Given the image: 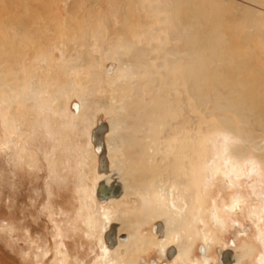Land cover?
<instances>
[{"label": "rangeland", "instance_id": "374dc122", "mask_svg": "<svg viewBox=\"0 0 264 264\" xmlns=\"http://www.w3.org/2000/svg\"><path fill=\"white\" fill-rule=\"evenodd\" d=\"M216 1L220 12L213 19H206L204 29L196 33V58L190 63L198 61L200 79L202 75L206 80L204 99L209 93L207 83L212 77L205 46L199 41L202 30L216 28L221 35L219 46L224 57L212 63L217 66L223 85L225 78L239 86L251 85V79L264 80V0ZM186 2L179 0L182 25L178 27L174 23L171 0H8V6L0 0V264H152L153 259L165 264L166 258L158 250L154 234L157 221L163 222L167 234L165 244L168 248L174 246L183 259V262L178 259L175 264H203L205 257L211 259V264H219L218 255L229 249L236 256L232 264L258 263V257L264 253L261 240L264 197L260 198L252 185L259 181L257 188L264 193V161L254 158L264 154V128L254 126L258 122L255 114L247 116L253 126L245 125L244 133L255 136L243 139L240 136L241 121L235 113L214 111L211 103H206L204 108L196 105L182 82L177 81L179 89L174 88V82L167 86L175 93L176 101L163 112L164 117L168 113L172 116L169 112L172 110L184 122L188 118L186 106L190 105L193 119L191 122L189 118L184 131L201 136L196 147L202 159L193 175L199 182L194 188L200 189L203 207L197 203L194 207H186L183 196L179 199L185 206L183 213L168 209L164 204L167 195L154 184V177L144 182L142 178L135 182L124 180L126 189L120 199L102 204L95 196L97 183L104 176L98 171L99 156L92 141L93 129L99 121L109 124L105 142L110 169L118 171L122 177L117 160L121 158L123 165L133 164L134 173L138 170L136 175L144 173L143 178H147L150 169L145 170L146 166L140 162L145 151L151 153L147 141L150 134L144 127L155 126L158 121L156 114H149L137 123L143 131L133 128L123 92L119 89L113 93L108 89L102 91L109 80L116 76L126 77L127 70L119 59L103 56L108 48L101 43V38L111 41L113 48H124L121 51L123 59H130L128 55L135 54L133 61L137 70L158 71L159 87L164 85L165 71L172 66L174 73L178 72L177 80H181L179 69L184 64L190 65L185 47ZM251 15L257 19V28L249 25L248 20L236 21L241 16L248 19ZM24 18L31 21V37L13 33L17 27L15 23ZM9 19L14 24L6 26ZM123 23L125 29H122ZM112 29L115 31L111 32ZM96 30L100 31L101 38L97 39ZM168 55L176 57L177 61L161 60ZM75 57L83 58L78 61L83 64L76 71H82V75L92 71L96 81L85 76L78 78L71 71L69 77L74 81L67 83L71 69H67L66 62ZM142 63L149 66H138ZM223 64L227 65V71ZM110 65L111 73L107 70ZM162 71L164 76L160 74ZM133 72L131 68V74ZM143 74L136 84L128 78L132 85L125 87L128 97L133 89L139 88L137 97L141 107L136 110L139 114L147 102L145 96L151 98L147 105L153 99L144 89L156 85L150 77L151 72ZM28 80L32 83V92L26 85ZM69 83L76 92L80 91V85L85 90L91 87L85 100L93 105L91 101L102 98L108 101L109 108L93 107L87 113V107L76 110L75 104L82 103V98L73 94L72 89L67 91ZM261 91L264 93V84L248 93L256 98L261 96V99ZM228 115L237 135L218 121L221 116ZM260 117L264 120L263 114ZM163 129L164 126L157 129L156 139L158 143L168 145L170 137H165ZM224 141L229 146L230 161L244 169L243 176L235 182H231L223 171H227L225 158L220 154ZM182 146L181 143L175 146L174 155L167 156L165 164L172 159L178 160L176 152ZM140 149L143 151H138ZM215 162L220 163V169L214 171ZM181 164V160L175 162L177 171ZM250 165L257 167V178L249 170ZM133 183L138 191L132 190ZM148 188L151 191L146 198L142 189ZM167 188L175 192L176 198L178 190ZM237 200H243L238 210L233 208ZM213 207L226 218L225 225L214 223L211 218ZM255 212L259 220H255ZM181 214L183 225L175 229V221ZM112 222H117L121 235L127 234L130 239L128 243L121 241L113 251L104 252V233Z\"/></svg>", "mask_w": 264, "mask_h": 264}, {"label": "bare ground", "instance_id": "6f19581e", "mask_svg": "<svg viewBox=\"0 0 264 264\" xmlns=\"http://www.w3.org/2000/svg\"><path fill=\"white\" fill-rule=\"evenodd\" d=\"M94 1H96V0H94ZM216 2H215V0H187V2H186V6H188V11H187L186 16H184V19H185L186 23H188L187 30L185 32V34H186L185 47L187 50L186 51V59L188 61V64L193 62V60L196 58L195 48H194L195 47V40H196V33L199 32L202 28L204 29V27H205L204 22L206 19H209V18L213 19L212 17H216L220 12V10L217 6V4L219 5V3L218 2L216 3ZM3 3L8 6V0L7 1L3 0ZM179 8H180L179 0H171V10L174 14L173 15V19L175 21L174 23L176 26L181 27L182 22L179 20L180 19ZM94 16H96V15H94ZM253 16L252 15H251V17L248 16L249 17L248 19L247 18L243 19L241 16V17H239V19H236V21H241V20L247 21L248 20L249 25L255 26V28H257L258 22H257V19ZM256 16H258V15L256 14ZM227 18L230 19L229 17H227ZM230 20L233 21V18ZM234 20H235V18H234ZM13 24H14L13 21L10 19L8 21H6V26H9V25L11 26ZM15 24L17 27L13 32L14 35L25 34V36L31 37V29L30 28L32 25H31V21H29L28 18H24L22 21H20V23H15ZM99 26H100V24H99ZM121 26H122V29H125L124 23ZM94 30H93V32H94ZM100 31H101V29H100ZM100 31L96 30L97 39L99 37L101 38V35L99 34ZM110 31L113 32L115 30L112 29ZM10 33H11V31H10ZM93 35H95V34H93ZM75 38H76V36H75ZM97 39H96V41H97ZM243 40H245V39H243ZM199 41H201L205 46L204 49L206 51L207 60H208V62H210L209 63L210 77H212L210 82L207 83V88L209 90V93L206 95V99L203 98V94H204L203 93V89H204L203 84H204V82H206V80L203 78L202 75H201V79H200L199 71H198L199 65H197L198 61L196 62V64H190V65L184 64V67L179 69V73L182 75L181 80L180 79L177 80L178 72L174 73V71H173L174 67L173 66L171 68H168L165 71V76H164V72L162 71L160 74H162L164 76V80H163L164 85L159 87V84H160L159 83V77L160 76L157 73L158 71H156V70L151 71L150 68L145 69L146 71L145 70H142V71L137 70L138 67H136L137 65L133 61L134 57H136L135 54H132V53L129 54L128 56L130 57V59L124 58L126 60L125 61L122 58L123 52H121L124 48H120V49L113 48L112 46H110L111 41H109L107 38H105V39L101 38V43H103L108 48L107 51L104 52L103 56L104 57H109V56L111 57L112 56V57L116 58L117 60L119 59L121 65L124 66V68H126V70H127V72H126L127 76L126 77L121 76V79H120L118 76H116L115 78H113V80H109L108 84L105 85L104 88H102L103 90L102 89L101 90L105 91V89H108L110 92L113 93L114 91L119 89L123 92L122 95L123 94L125 95V102H124L125 104L124 103L123 104L125 105V107H127V106L129 107V108L127 107L128 108L127 115L129 114L131 116V118L133 119L132 124L134 125V127H133V125L130 124L133 128L140 129L143 131V129L140 128L141 125H138L137 123L140 122V120H142L143 118L146 119L145 116H147L149 114H152V115L156 114L158 116V119H157L158 121H157L155 126L153 125L152 127H146V128L144 127V129L148 131V134H150V136L149 135L147 136V138H148L147 141H148V147H149V150L151 151V153L149 154L148 152L145 151V157L142 159V162H140V165L143 163L142 165L146 166L145 170L150 169V171L148 172L149 174H147V178L142 177V175L144 173H142L141 175H136L135 173L138 170L134 173L133 164L131 166H127V164H126V166H125L122 164V161L124 159L122 161L120 160L121 158L117 159L118 164H119V169L121 171L120 173H121L122 177L120 176L118 171L111 170L110 165H109L110 172L109 173H101V175H104V176L102 179L101 178L100 179L104 180L105 183L110 184V182L112 181V175L115 174L117 179L122 184L123 191L120 194V196H118V197H111V198L106 199V200H99L96 196V189H97V187H96L95 188V196L100 203L103 204V203L109 202L111 200L120 199L124 195L125 189H126V186L124 184L125 183L124 180L135 182V180L142 178L143 182H144V181H147L149 178L154 177L153 178L154 184L159 186L160 191L167 195L166 199L164 200V204H165V207H169L168 209L179 211V212L183 213L182 207H185V206H184V204H180V202H179L180 197L182 199L183 196H184L185 204L187 205L186 207H194L193 205H195V203H197L199 206L203 207L204 201H201V197L199 194L200 189H199V187H198V189L194 188V185L196 183H199V182L197 181V179L194 178L195 174L193 175V170L197 169V166L202 159V158L201 159L199 158L198 150L196 147V143L201 139V136L197 135V134L195 135V134H193V132L190 133V131H188V130H187L188 132L184 131L185 130L184 126H185L186 122H189V118H190L191 122L193 119V116L191 114L190 105L188 104L186 106L185 113L188 114V118H186L184 120V122H182L181 118H178V114H175L176 112H173L172 110L169 111V112L173 113L172 116H169L170 113H168V116L164 117L163 109L165 107L171 106L176 101L175 93L170 88L167 89V86L168 85L171 86L170 84L173 85V82L175 83L173 85L174 88L177 87V89H179V86L177 85V81L184 83L186 90H188V94L190 95V98H192L194 101H196V105H201L204 108V105L206 103H211L213 105L212 109L214 111L222 110V111H229V112L235 113L237 115L239 121H241L240 136L243 139H245V138L251 139L252 137L255 136L253 133H246V134L244 133V126L245 125L253 126V124H251L248 121L247 116H250L251 114H255L258 122L254 126L264 128V120L260 117V114L264 115V93L261 91V94L263 93V97L261 99H259L261 96L256 98V97H253L252 95H250L248 93V92H253L254 87L259 88V87L263 86L264 80L260 81L257 79L256 80L251 79V83H252L251 85L242 84L239 86V85H236L230 79L225 78L224 82L226 81V84L223 85L221 82V79L217 73V70H218L217 66L212 63L213 61L216 62L218 60H221L222 57H224L221 50H220L221 47L219 46L222 42L221 35L216 31V28H211L208 30H202L201 35L199 37ZM245 41H247V40H245ZM131 46H133V43ZM85 49H86V47H85ZM18 50H20V49H18ZM130 50L133 52L134 49L132 48ZM168 51H170V50H168ZM168 57H169V55H168ZM168 57L167 58H166V56H164L163 58L161 57V60L164 62H170V63L177 61L176 57H172V56H170L169 58ZM251 57H249V58H251ZM80 58L82 61L83 58L82 57H80ZM80 58L79 59H77V57L71 58V60H68L66 62L67 69L68 68L71 69L70 73H68L67 83L68 82L72 83V81H74V79H70V77H69L71 74V71H72V73L74 71V73L76 74L75 76L78 78L85 76L86 78L94 79L95 81L97 80L95 73L93 72L94 73L93 74L92 71L88 72L87 73L88 75L87 74L84 75L85 74L84 72H83L84 74L82 75V71L81 72L76 71V69H79V66H82V64H83L82 62H81V65L78 63ZM184 59H185V57H184ZM63 60L66 61L65 56H64ZM249 61H250V59H249ZM139 65H146V67L149 66V64H143V63L138 64V66ZM141 67H143V66H141ZM223 67H224V70L227 71V65L223 64ZM131 68L134 69V72L132 74H131ZM107 70L111 73L113 68L111 66H108ZM261 70H259V73H263V71H261ZM148 72H151L150 77L156 85L150 86V87H147L144 89L145 94L149 95L153 99H152V101L150 100L151 101L150 104L147 105V103L149 102L148 99H151V98H149L148 96H145V99H147V102L146 101L144 102V104L142 105V108H141L142 111L139 114L136 111L138 108L141 107L138 104V97H137L139 95V92H140L138 90L139 88L136 90L133 89L131 92V95L128 97L127 93H125V91H126L125 87L127 85H132L131 83L129 84L130 80H128V78H132L131 81L133 82V84L134 83L136 84L137 80L141 81L140 75L145 73V74H143V76H145L146 74H148ZM138 76H139V78H138ZM99 77H101V76L99 75ZM103 77H105V76L103 75ZM134 77L136 79H133ZM255 82H256V85H255ZM70 83H69V88L66 87L67 91L69 92L72 89L71 92H73V94H75L77 96H81V98H82V103H79L80 106H79V104H75L76 110H78L80 107L85 110V107H87V109L85 110L87 113V111L92 110L93 107L99 108V106H102V107L108 106V101L105 99H102V98L91 101L93 103V105L91 103H89L90 101L85 100L84 96H85L88 89H89V91H92L91 87H89L85 90V88H83V87L81 88V85H80V91L76 92L73 90ZM80 84H81V82H80ZM26 85L29 86V90L32 92L33 91L31 89L32 83L28 80ZM84 86H85V84H84ZM223 86L225 88H223ZM257 96H258V94H257ZM117 106L121 108V106H119V105H117ZM207 106L208 105H206L205 108H207ZM111 107L113 108V105ZM118 107H116V108H118ZM107 108H109V107H107ZM85 111H84V114H85ZM123 114H125V113L123 112ZM156 115H155V117H156ZM218 121L221 125L225 126V128L227 130H229V131L233 132L235 135H237V129H236L235 125L232 123L233 121L229 117V115L223 116V117L221 116L218 119ZM180 123H184V124L182 125ZM126 124L127 123H125V125ZM128 125H127V127H129ZM163 126L165 128V129H163V133H164L165 137L166 136L170 137L171 142L168 145H166V144L163 145V142L158 143V141L156 139L157 138L156 133L159 132V130H157V129L162 128ZM112 127L114 128V123L112 124ZM108 129H109V124H108ZM108 129H107V131H108ZM107 131H106V133H107ZM153 132H155V134L151 135ZM106 133L104 134V142H105ZM118 136L119 135H117V137ZM129 136H131V135H129ZM138 138H140V137H138ZM135 139H136V137H135ZM129 140H130V138H129ZM133 140H134V138H133ZM139 141H140V139H139ZM162 141H164V140H162ZM178 143H181L182 145H184V146L180 147L179 149H177L176 154L178 156V160L172 159L171 160L172 162L165 164V162H166L165 160H166L167 156L170 157V155H172V154L174 155L175 146L178 145ZM257 146H258L257 148L260 147L259 145H257ZM93 147L95 148L94 144H93ZM105 147H106V155H108L106 142H105ZM120 150H121V148H120ZM95 151H96V149H95ZM118 151H119V149H118ZM138 151L142 152L143 150L140 149ZM123 154L125 156V153H123ZM220 154L223 158H225L224 165H225V168H227V171H225V170H223V171H224V174L227 176V178L229 177L231 182H235L237 179L242 177L243 176L242 173L244 172V169L240 165L236 166L235 163H232L230 161L231 157L229 154V146H228L226 141L222 142V144H221ZM107 158H108V156H107ZM254 158H262V160L264 161V154L262 153V154H258L257 156L255 155ZM179 160L182 161V164H181L182 167H180V169L178 170L180 173L176 170V168L174 166L175 162L179 161ZM213 166H214V171L217 169H220L219 168L220 167L219 162H215L213 164ZM98 168H99V166H98ZM138 169H140V166L138 167ZM249 170L251 172H253L255 174V176L256 175L259 176V174L257 172V167L255 165H250ZM146 173H147V171H146ZM250 175H252V174H250ZM257 176H256V178H257ZM161 177H162V179H161ZM168 181H170V183ZM258 182L259 181H257L256 184L252 185V189H254L257 192L258 196L261 198V197H264V193L262 191L258 190V188H257L259 186ZM98 183H97V185H98ZM238 185H240V184H238ZM167 186H170V188L178 190L176 198L174 195L175 192L172 190H169V188H167ZM132 188H133L132 189L133 191H138L135 183L132 184ZM142 191L144 192V196L146 198H148V196L150 195L151 188L142 189ZM242 202H243V200H237V202L234 204L235 207H233V208L238 210L240 207H242L241 206ZM226 205L227 204H225V206ZM230 205L231 204H229V206ZM214 208L215 207H213V209L211 210V214H212L211 218L214 220V223L225 225V222H227L226 218L225 217L223 218L222 215L218 212V210L217 209L214 210ZM263 208H264V206H263ZM253 214L255 216V220L260 219L257 212H255ZM182 217H183V214H181L180 218L177 221H175V229H178V227L183 225ZM112 223H117V222H112ZM112 223H109V228L107 229V231H109ZM155 224H154L155 234L158 238H161V239H158V242H156V243L159 246V250L161 252H163L168 247V245L165 244L167 234H165V232H164L165 231L164 226L163 227H161V226L155 227ZM118 228H119V225H118L117 231H116L117 242L112 247H110L105 241V234L107 233V231L104 233V252H111L110 249H112V251H113V249L117 246L118 239H120L122 241H127V239H128L127 234H125L126 235L125 237L120 235ZM118 235H120L119 238H118ZM261 240L263 241V244H264V233L261 236ZM175 250H176V248H175ZM209 251H210V249L208 250V252ZM175 252L177 253V251H175ZM130 253H129V255H130ZM173 255H172V258H173ZM179 255H180V253L178 252L177 256L174 258V261H173L174 264L178 259L182 260V262H183V259L180 258L181 256L179 257ZM221 255L223 257V253ZM202 256H204V255H202ZM233 256H234V260L232 262H229V263L225 262L223 264L234 263L236 260L235 253L233 254ZM124 258H125V256H124ZM169 259H171V257H169ZM210 260H211L210 258L205 257V259L202 263L203 264H211ZM221 264H222V262H221ZM257 264H264V253L258 257V263Z\"/></svg>", "mask_w": 264, "mask_h": 264}, {"label": "water", "instance_id": "95a60500", "mask_svg": "<svg viewBox=\"0 0 264 264\" xmlns=\"http://www.w3.org/2000/svg\"><path fill=\"white\" fill-rule=\"evenodd\" d=\"M112 67V65H110ZM108 129V124L103 121H99L97 127L93 129L92 132V141L95 146V149L99 156V172L100 173H109V161L106 155V147L104 142V134L106 133ZM123 188L121 182L117 179V177L112 175V181L110 184L105 183L104 180L99 181L96 189V196L99 200H106L111 197H118L122 193ZM161 226L163 227V222L157 221L155 224V227ZM117 223H112L110 226L109 231L105 234V241L106 243L112 247L117 242L116 238V231H117ZM161 234V233H160ZM122 236H126L123 234ZM175 247L171 246L167 252L168 257H172V255L175 253ZM234 252L229 249L223 253V257L221 255V262L223 263H229L234 260L233 256ZM224 258V259H223Z\"/></svg>", "mask_w": 264, "mask_h": 264}, {"label": "flooded vegetation", "instance_id": "af4514ba", "mask_svg": "<svg viewBox=\"0 0 264 264\" xmlns=\"http://www.w3.org/2000/svg\"><path fill=\"white\" fill-rule=\"evenodd\" d=\"M118 230H119V229H118ZM154 232H155V231H154ZM119 233H120V232H119ZM154 234H155V233H154ZM120 235H121V233H120ZM120 235H118V238L120 237ZM155 236H156V234H155ZM156 237H157V236H156ZM156 237H155V238H156ZM163 238H164V237H163ZM129 239H130V236H128V239H127V241H125V242L128 243V242H129ZM158 239H161V238H158V237H157V240H158ZM121 241H122V240L118 239L117 246L120 245V244L123 242V241H122V242H121ZM156 245H157V244H156ZM171 246H172V245H171ZM168 247H169V245H168ZM168 247H167V248L165 249V251H163V252H161V251L159 250V246H158L157 248H158V250L160 251V253H161L162 255H164V257L166 258V262H165V264H174L173 261H174V258L177 256V253H178V252H177V253L175 252L174 255H173V258L171 257V259H169V257L167 256V252H168V250H169ZM204 249H205V247H204ZM124 252H125V251H124ZM201 252H202V251H201ZM205 252H206V249H205ZM222 253H223V252H220V254L218 255V256H219V264H221V254H222ZM151 263H152V264H159V261L153 259V260L151 261Z\"/></svg>", "mask_w": 264, "mask_h": 264}]
</instances>
